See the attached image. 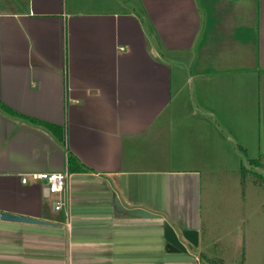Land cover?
Listing matches in <instances>:
<instances>
[{"label":"crops","instance_id":"crops-1","mask_svg":"<svg viewBox=\"0 0 264 264\" xmlns=\"http://www.w3.org/2000/svg\"><path fill=\"white\" fill-rule=\"evenodd\" d=\"M261 157L264 0H0V264H175L196 246L143 237L116 200L199 246L176 177ZM55 171L65 210L32 178Z\"/></svg>","mask_w":264,"mask_h":264},{"label":"rangeland","instance_id":"rangeland-1","mask_svg":"<svg viewBox=\"0 0 264 264\" xmlns=\"http://www.w3.org/2000/svg\"><path fill=\"white\" fill-rule=\"evenodd\" d=\"M208 161L218 167L213 158ZM249 161H245L246 167ZM229 164L231 172L240 167V159L229 160ZM252 171L244 185L243 175H236L238 172L226 173L221 169H217L218 173L215 174L196 176L201 186L196 185L192 175L176 177L177 180L181 179L179 177L185 180L181 181L179 190L172 193L192 202L189 209L182 212V223L199 229L201 234L199 246L192 248V254L177 255L182 260L175 264H210L201 254L222 259L224 264H264V184L260 186L254 183L256 172L264 180V170ZM175 210L178 211L176 206ZM159 220L143 218V237L155 236V229L161 231L160 225L163 226L164 222L160 224ZM148 248V245H144L143 252ZM154 260L143 257V264H162Z\"/></svg>","mask_w":264,"mask_h":264},{"label":"water","instance_id":"water-1","mask_svg":"<svg viewBox=\"0 0 264 264\" xmlns=\"http://www.w3.org/2000/svg\"><path fill=\"white\" fill-rule=\"evenodd\" d=\"M46 183V182H45ZM116 208L117 210H121L122 212H126L132 216H141L143 218H160V215L153 214L144 209H124L120 203L116 200ZM1 218L6 221L12 222H26V223H40V224H51L50 222H46L39 219L28 218L21 215L10 214L3 212L1 214ZM163 233L165 235V239L169 243V249L174 250L176 252H186V247L181 240V237L194 246H198V234L196 230H187L181 233V236L176 233L173 226L168 222L164 221L163 223Z\"/></svg>","mask_w":264,"mask_h":264},{"label":"built area","instance_id":"built-area-1","mask_svg":"<svg viewBox=\"0 0 264 264\" xmlns=\"http://www.w3.org/2000/svg\"><path fill=\"white\" fill-rule=\"evenodd\" d=\"M34 180L46 182V188L53 198L54 209L65 210L69 206L68 190V172L55 171V172H38L32 174ZM26 179V178H24ZM26 181V180H25Z\"/></svg>","mask_w":264,"mask_h":264},{"label":"trees","instance_id":"trees-1","mask_svg":"<svg viewBox=\"0 0 264 264\" xmlns=\"http://www.w3.org/2000/svg\"><path fill=\"white\" fill-rule=\"evenodd\" d=\"M55 130H58V128H53ZM68 163H69V169L71 171H75V172H80V171H83L85 170L84 167L80 164V162L78 161V159L76 157H74L73 155H70L69 156V160H68ZM249 164L251 165V169L248 170V169H243V179L245 178L246 174L247 173H251L250 171H252V169H256V171H259V170H264V157H261L259 158L258 160H251L249 161ZM255 168H254V167ZM253 172V171H252ZM254 173V172H253ZM256 175V178L254 179V183L256 185H260L262 186L264 184V180H263V176H260L257 174V172L255 173ZM259 176V177H258ZM244 181V180H243ZM201 257L208 263L210 264H224L223 260L222 259H212V258H209L208 256L204 255V254H201Z\"/></svg>","mask_w":264,"mask_h":264}]
</instances>
